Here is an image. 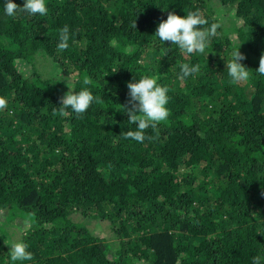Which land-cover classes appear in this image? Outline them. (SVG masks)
<instances>
[{
    "label": "trees",
    "instance_id": "16d2710c",
    "mask_svg": "<svg viewBox=\"0 0 264 264\" xmlns=\"http://www.w3.org/2000/svg\"><path fill=\"white\" fill-rule=\"evenodd\" d=\"M46 3L47 16L9 17L0 0V264L11 240L33 254L22 264L264 257V0ZM190 11L219 25L205 53L154 36L169 12ZM238 48L250 75L234 83L225 65ZM183 64L199 71L181 79ZM134 75L169 90L168 118L142 143L122 134L135 130L123 108ZM82 87L95 102L62 115L61 98Z\"/></svg>",
    "mask_w": 264,
    "mask_h": 264
},
{
    "label": "clouds",
    "instance_id": "9594fccd",
    "mask_svg": "<svg viewBox=\"0 0 264 264\" xmlns=\"http://www.w3.org/2000/svg\"><path fill=\"white\" fill-rule=\"evenodd\" d=\"M22 11L30 16H47L48 7L46 0H24L23 6H18L14 0H3V12L6 16L14 17L17 11ZM207 21L202 18L199 12L190 11L181 16L175 12H169L167 18L161 20L156 28L154 36L165 45L171 42L178 46L181 52L187 54L205 53L209 38L214 36L219 25L213 23L210 28H203ZM70 39L69 27L65 26L60 30L58 47L63 50L68 47ZM246 59L239 48L232 54L231 59L225 65L228 76L234 83L246 81L249 78L248 68L241 61ZM199 71L197 65H181L180 78H188ZM256 73L264 76V53L261 54L259 67ZM84 85L89 81L84 80ZM130 108H124L127 112L128 121L135 126V130L128 129L124 133L125 139H131L142 143L145 140L144 130L148 127H155L158 123L165 121L169 116L167 107L169 102L168 89L160 85L153 76L134 75L133 80L127 82ZM95 96L87 88L82 87L79 91L69 88V91L61 98V105L57 110L63 115L68 110L77 115H83L95 102ZM7 101L0 97V109L6 107ZM9 245L8 259L10 264H22L31 261L33 254L28 250V245L23 240L4 241ZM264 257L255 256L252 264H262Z\"/></svg>",
    "mask_w": 264,
    "mask_h": 264
},
{
    "label": "rangeland",
    "instance_id": "374dc122",
    "mask_svg": "<svg viewBox=\"0 0 264 264\" xmlns=\"http://www.w3.org/2000/svg\"><path fill=\"white\" fill-rule=\"evenodd\" d=\"M94 228H95V226H94ZM97 228V227H96ZM100 228V227H99ZM99 231L101 230V229H98Z\"/></svg>",
    "mask_w": 264,
    "mask_h": 264
}]
</instances>
